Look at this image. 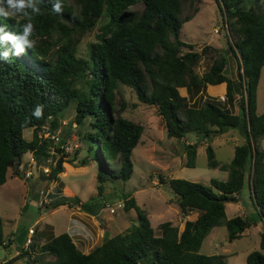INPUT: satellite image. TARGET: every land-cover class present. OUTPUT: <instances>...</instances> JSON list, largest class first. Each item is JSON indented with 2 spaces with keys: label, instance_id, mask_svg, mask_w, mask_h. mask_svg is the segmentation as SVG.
Segmentation results:
<instances>
[{
  "label": "trees",
  "instance_id": "obj_1",
  "mask_svg": "<svg viewBox=\"0 0 264 264\" xmlns=\"http://www.w3.org/2000/svg\"><path fill=\"white\" fill-rule=\"evenodd\" d=\"M215 1L227 32V53L211 46L197 51L182 39L184 25L199 13L196 0H74L73 4L61 0L60 13L52 10L51 0H37L41 11L32 14L31 21L35 46L7 62L0 59V189L10 170L25 179L19 167L28 155L38 165L54 162L49 175L41 172L42 179L59 180L67 155L62 140L56 141L57 132L61 117L71 109L82 131L80 150L87 154L81 165H98V196L104 202L110 186H125L134 173L132 155L145 128L121 115L125 106L118 109L116 99L123 88L130 89L140 103L158 109L167 136L186 145L188 168L196 167L203 142L209 168L226 172L228 177L213 179L210 185L160 177L161 184L177 196L181 213L197 214L186 221L183 231L171 222L156 231L136 199L125 194V210L137 212L138 227L105 238L89 254L70 234L45 238L47 231H43L23 252L30 264H229L228 255L201 254L206 238L213 229L225 227L232 243L258 223L262 224L260 247L246 261L264 264V150L260 149L264 114H257L264 69V0ZM140 5L144 9L139 14L133 9ZM27 22L20 15L0 16V28L7 32L20 33ZM96 28L88 56L80 57V39ZM230 54L238 60L239 83L226 75ZM204 61L210 66L201 74ZM212 86L223 87L225 103L219 99H205L200 106L193 103ZM181 89L187 90L188 97ZM37 105L43 106L40 118L32 115ZM236 108L239 113L232 111ZM26 130L33 131L32 140L25 138ZM232 130L240 132L244 144L236 147L232 162L223 165L212 143ZM190 134L199 140L190 143ZM246 187L259 222L227 218V204L238 200ZM66 204L81 206L94 215L98 212L66 194L55 206ZM12 244L13 240H5L0 214V245Z\"/></svg>",
  "mask_w": 264,
  "mask_h": 264
},
{
  "label": "rangeland",
  "instance_id": "obj_2",
  "mask_svg": "<svg viewBox=\"0 0 264 264\" xmlns=\"http://www.w3.org/2000/svg\"><path fill=\"white\" fill-rule=\"evenodd\" d=\"M68 1L74 3V0ZM196 6L199 13L192 22L184 25L182 39L194 44L197 51H201L205 46H211L227 53L229 49L227 32L222 29L223 17L216 1L196 0ZM143 9L144 6L140 5L133 10L140 14ZM97 34L96 28L80 39L78 44L80 57L88 56L89 47L96 41ZM209 66V61L202 62L199 72L203 74ZM226 75L235 82H240L238 60L232 54L228 56ZM217 96L213 92L205 91L193 103L200 106L205 99L216 100L221 97ZM116 104L118 109H122V104L125 106L121 115L145 128L141 144L132 155L134 173L131 179L123 187L120 184L110 186L106 193V201L101 200L103 198L97 193L98 165L94 162L87 166L81 165L82 160L87 157L85 151L80 150L82 131L74 123L75 111L73 109L66 111L61 117V127L56 139L62 140L67 155L63 165L64 172L59 176V180L42 179L44 175L39 171L34 179H24L16 177L14 170H10L6 185L0 189V214L4 222L5 240H13V244L7 248L0 245V264H30L29 257L23 254L27 250L25 244L29 239L30 229L35 230L32 240L43 231H47L45 238L51 235L70 234L75 244L84 253L89 254L102 246L107 232L109 237H112L124 233L129 228L138 227L140 221L137 212L134 209L128 212L125 210V194L136 199L137 204L148 214L156 231L166 222L173 223L183 231L186 221L197 214L184 216L178 206L177 196L169 186L161 184L160 177L163 176L165 180L184 179L204 185H210L213 179L219 181L227 179L226 172L209 168L207 144L203 142L198 148L196 167L188 168L187 148L181 155V148L185 144L170 139L158 109L140 103L130 89L123 88V94L118 95ZM232 111L239 113V108ZM257 114H264V69L257 91ZM24 134L27 140H32V130H26ZM189 137L192 144L199 140L195 134H190ZM243 144L244 137L240 132L232 130L216 138L212 147L217 160L223 165H229L234 158L236 147ZM260 149L264 150V140L260 143ZM30 160L32 157L28 156L25 161ZM51 165L55 167L54 162ZM64 194L71 198L77 197L83 203H89L98 212L94 215L83 210L81 206L70 207L68 204L56 208V201L62 199ZM238 200L239 202L227 204V218L243 217L249 222H259L248 187L240 193ZM107 205L116 212L112 214ZM259 225L261 226V223L248 229L246 235L249 236L232 243L228 240L225 227L215 228L204 241L200 252L204 255H228L229 264H247V256L260 247ZM45 238L40 240L42 244L46 242Z\"/></svg>",
  "mask_w": 264,
  "mask_h": 264
},
{
  "label": "clouds",
  "instance_id": "obj_3",
  "mask_svg": "<svg viewBox=\"0 0 264 264\" xmlns=\"http://www.w3.org/2000/svg\"><path fill=\"white\" fill-rule=\"evenodd\" d=\"M51 2L54 12H62L61 0H51ZM40 11L37 0H0V16L8 19L20 15L28 21L22 26L20 33L7 32L0 28V46L4 47L0 52V59L7 62L14 56L19 57L25 49H32L35 46L36 41L31 38L34 33V25L31 21L32 14H39ZM8 44L12 45L11 49L7 47ZM32 115L40 118L43 115V106L37 105Z\"/></svg>",
  "mask_w": 264,
  "mask_h": 264
},
{
  "label": "built area",
  "instance_id": "obj_4",
  "mask_svg": "<svg viewBox=\"0 0 264 264\" xmlns=\"http://www.w3.org/2000/svg\"><path fill=\"white\" fill-rule=\"evenodd\" d=\"M222 103L226 102V97L221 96L218 98ZM48 137V135H46ZM51 160H48V162L45 165H38L35 159L32 157V160L29 162H24L20 165L19 170L24 175L25 179H34L39 172H44L46 175L51 173ZM120 207V206H119ZM107 209L110 210L112 214L116 212L114 208H111L109 205H107ZM35 234L34 229L29 230V239L26 241V249L29 248V246L32 244L33 240L32 237Z\"/></svg>",
  "mask_w": 264,
  "mask_h": 264
},
{
  "label": "crops",
  "instance_id": "obj_5",
  "mask_svg": "<svg viewBox=\"0 0 264 264\" xmlns=\"http://www.w3.org/2000/svg\"><path fill=\"white\" fill-rule=\"evenodd\" d=\"M181 91V93L182 92H184L185 94H184V96H187L188 97V93H187V90L186 89H181L180 90ZM207 91L208 92H213V93H215L216 95H218L217 97H219V96H223V94H224V90H223V87L222 86H212V87H209L208 89H207ZM182 95H183V93H182ZM228 134V133H227ZM28 156H31V155H28ZM27 156V157H28ZM32 157V156H31ZM6 185V184H5ZM235 202H239V200H236ZM260 226V225H259ZM258 230L259 231H262V224H261V226L260 227H258ZM247 231L248 230H246V232L243 234V237L244 236H249V234H247L246 235V233H247ZM258 231V232H259ZM261 233V232H260ZM251 234V233H250ZM242 237V238H243ZM86 254V253H85Z\"/></svg>",
  "mask_w": 264,
  "mask_h": 264
},
{
  "label": "water",
  "instance_id": "obj_6",
  "mask_svg": "<svg viewBox=\"0 0 264 264\" xmlns=\"http://www.w3.org/2000/svg\"><path fill=\"white\" fill-rule=\"evenodd\" d=\"M185 149H186V146L183 145L182 148H181V155L183 154V152L185 151ZM109 238H110V237H109V232H107V233H106V239H109Z\"/></svg>",
  "mask_w": 264,
  "mask_h": 264
}]
</instances>
